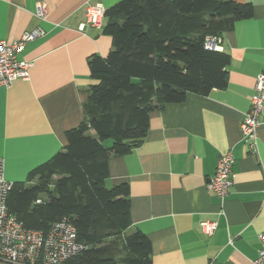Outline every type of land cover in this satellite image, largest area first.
<instances>
[{
	"label": "crops",
	"instance_id": "1",
	"mask_svg": "<svg viewBox=\"0 0 264 264\" xmlns=\"http://www.w3.org/2000/svg\"><path fill=\"white\" fill-rule=\"evenodd\" d=\"M120 0H0V41L34 30L18 61L28 78L0 87V159L9 183L66 145L65 132L83 121L90 79L87 60L106 57L111 38L84 26L85 4L108 9ZM252 6V16L226 32L216 50L229 55L227 84L207 96L188 93L181 103L150 113L142 143L108 159L107 185L127 184L131 226L150 243L148 264H252L264 236V124L252 153L240 131L256 76L264 71V0H230ZM43 7V17L37 7ZM230 151L233 181L220 201L206 188L217 158ZM204 221L216 223L211 236Z\"/></svg>",
	"mask_w": 264,
	"mask_h": 264
},
{
	"label": "trees",
	"instance_id": "2",
	"mask_svg": "<svg viewBox=\"0 0 264 264\" xmlns=\"http://www.w3.org/2000/svg\"><path fill=\"white\" fill-rule=\"evenodd\" d=\"M251 16V5L230 0H120L106 9L102 34L111 49L87 60L95 83L83 121L65 132L61 151L11 184L8 212L43 236L66 219L83 247L69 264H148L145 235H123L131 226L129 188L107 185L108 159L142 143L151 112L188 93L223 89L230 57L206 41Z\"/></svg>",
	"mask_w": 264,
	"mask_h": 264
},
{
	"label": "built area",
	"instance_id": "3",
	"mask_svg": "<svg viewBox=\"0 0 264 264\" xmlns=\"http://www.w3.org/2000/svg\"><path fill=\"white\" fill-rule=\"evenodd\" d=\"M105 11L100 5L85 4V23L79 25L81 32L84 26L100 29L103 25ZM37 14L43 17V7H37ZM42 34L39 30L24 33L18 41L7 44L0 41V87H8L13 81L28 78L30 64L16 58L26 42ZM219 39H207L205 47L216 50ZM264 124V71L259 73L254 82L253 94L249 109L240 124L242 138L248 149L254 153L257 145V129ZM233 156L230 151L221 153L216 161L213 176L206 188L215 192L223 201L232 185ZM11 187L3 177V164L0 159V264H69L68 261L81 252L83 247L76 242V231L66 220L62 219L51 225L46 236L34 230H28L12 216L6 207V197ZM41 201L37 200L39 204ZM201 231L211 236L216 223L204 221ZM262 248L258 251L252 264H264V236H260Z\"/></svg>",
	"mask_w": 264,
	"mask_h": 264
},
{
	"label": "rangeland",
	"instance_id": "4",
	"mask_svg": "<svg viewBox=\"0 0 264 264\" xmlns=\"http://www.w3.org/2000/svg\"><path fill=\"white\" fill-rule=\"evenodd\" d=\"M110 144V142H105L104 145L105 146H108Z\"/></svg>",
	"mask_w": 264,
	"mask_h": 264
}]
</instances>
